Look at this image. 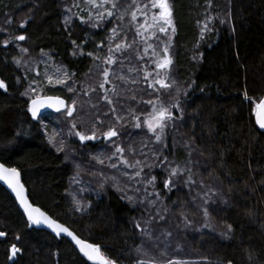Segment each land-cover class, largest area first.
<instances>
[{"label":"trees","instance_id":"trees-1","mask_svg":"<svg viewBox=\"0 0 264 264\" xmlns=\"http://www.w3.org/2000/svg\"><path fill=\"white\" fill-rule=\"evenodd\" d=\"M79 1L75 0V3ZM171 2L176 31L168 36L158 33L160 40L156 38V44L159 47L165 42L169 44L174 57V73L184 85L178 97H172L160 88L159 92L149 90L144 81L135 78L136 74H142L143 65L141 41L134 36V25L129 24L135 37L130 60L126 58L128 50L116 52L117 43L109 39L111 28L121 23L115 16L94 28L91 22H80L75 12L71 21L65 23L67 8L74 0H0V79L8 85L7 92L0 89V161L21 170L33 203L83 239L98 245L108 259L116 264L150 260L136 251L145 243L146 236L135 227V222L139 221L144 227L145 221L157 215L154 210L144 211L142 202L136 200L129 202L124 198L125 193L115 186L87 192L82 197L83 210H79L72 194L77 171L72 160L58 150L56 139L61 138V134L54 136L47 132L53 127L58 131V126L66 130L73 122L77 124L76 112L68 117L66 110L48 111L38 120L29 113L30 100L39 95H61L69 103L74 98L75 93L69 92L66 85L48 83L43 70L44 61L74 74L68 85L75 82L76 96L89 85L95 87L101 82V69L107 67L128 81L127 88L122 81L116 80L115 75L110 76L119 86L120 96L114 97L117 113L123 114L119 109L123 110L131 103V108L141 117V128L133 129L128 127L132 117L126 115V126L120 132L124 135L143 129L144 134L149 135L143 120L151 112L152 105L146 101L159 99L171 106L177 97L180 108L172 109L175 119L171 122L172 128L165 129L164 142L168 147L163 149V154L168 161H184L192 156L201 178L208 183L216 180L220 184L222 195L215 197V205L209 208L215 227L220 231L184 234L182 243L187 246L190 259L196 258L189 264H264V132L255 120L256 104L264 96V0ZM122 4L129 6L131 0H120L118 7ZM208 5L213 9L210 15L213 22L202 33L204 19L200 14ZM25 21L26 26L21 28L20 24ZM21 34L27 37L25 41L13 39ZM129 39L131 34L126 38ZM5 40L10 41L7 46ZM109 45L113 48L112 53L108 51ZM22 48L28 51L21 52ZM89 52L93 56H88ZM108 55L116 60L115 64L102 63ZM33 62H38L37 74ZM148 66L144 65V70L151 67ZM36 79L39 85L35 89L31 81ZM133 79L139 82L133 84ZM126 88L128 91L123 94ZM26 91L28 94L22 95ZM245 91L251 100L244 98ZM94 93L98 95L94 104L104 107L96 109L105 119L99 126L108 129L107 121L114 122L111 106L100 99L99 88ZM133 95L136 100L129 101ZM82 107L91 105L87 107L78 103L77 111ZM106 112L108 116L103 115ZM74 140V157L81 160L87 151H97L104 145L100 141L79 147ZM145 141L149 142L148 138ZM88 164L91 163L87 162L86 166ZM150 176L156 177L155 190L162 198L157 203L164 211L163 217L171 232L179 234L181 223L176 222V213L172 212L174 219L167 214L175 204L189 200L188 189L182 183L171 191L164 188L168 178L166 166L145 168L143 178ZM121 184V187L125 186ZM127 187L130 189V185ZM132 192L128 191L127 195L132 196ZM165 209L168 212L165 213ZM229 225L233 232L230 239H225L219 233L225 232ZM0 231L7 233L0 237V264H48L45 248L50 243L63 244L85 264H97L80 254L67 238H57L47 230L33 227L1 182ZM13 244L21 249L15 257L10 253ZM174 247L180 253L183 251L179 244H174L173 250Z\"/></svg>","mask_w":264,"mask_h":264},{"label":"snow or ice","instance_id":"snow-or-ice-1","mask_svg":"<svg viewBox=\"0 0 264 264\" xmlns=\"http://www.w3.org/2000/svg\"><path fill=\"white\" fill-rule=\"evenodd\" d=\"M87 7L85 9H82V11H87L88 15L87 17L80 16L78 19L82 23H89L91 22V26L96 28L100 26V22L107 20L108 18H111L113 16H117V12L113 10H118V5L120 0H84ZM135 6L136 11H128V9H125L123 12H121L117 19L120 21H123L125 19V15L131 16V22L137 21V13L139 12L142 16H144V22L142 24H139V26L136 28V34L141 36L145 41H148L152 38H157L158 33H162L165 36H168L169 32L175 33L176 28L173 23V4L171 0H148V3H138L137 0H131V4L128 6V8H131ZM72 7L79 8L80 5L78 3H74L71 7L67 9L69 13L72 12ZM97 9L95 14L91 11V9ZM103 9V10H101ZM150 9H157L158 12H151ZM71 19V16L67 17L65 19V23L68 24ZM212 19L211 17H206V22L204 24V30L209 29L208 21ZM27 21L22 22L20 24L21 28H24L26 26ZM118 29H120V26L117 25L116 27H113L111 29L112 37H109V39H113L115 36H117ZM143 29V31H141ZM151 29V32L149 35H145L146 32ZM235 29L233 28V31ZM14 40L18 41H25L27 37L23 34L15 36L13 38ZM126 40V38H125ZM170 40V37H169ZM87 41H85L86 43ZM10 43L9 40H5L4 44L7 46V44ZM73 44H75V41H72ZM135 44V41H133L131 44L125 43L122 41L121 43L115 44V51L121 52L126 51L129 48H132V45ZM102 46V45H101ZM149 49H152V55L155 57L153 60V63L155 64L154 71H147L144 70V76L143 79L145 81L149 80L151 78V83L149 84V87H152L156 91H159V89L156 88V85H159L160 89L171 91L176 88V82L172 79L170 76L171 66L173 64V60L171 56L169 55V44L167 42L164 43L162 55H158L156 51V47L149 43L147 44V47L143 49L144 54H147ZM28 49L22 48L21 52H27ZM109 53L113 52V48L111 45H109L108 48ZM83 55L84 53L81 51L80 53ZM73 55H76L74 52ZM88 56H93V53L89 52L87 53ZM143 55L140 56V59H143ZM97 60H101L100 57H95ZM19 63V61H17ZM102 63L107 65H112L116 63V60L113 59L112 55H108L105 60L102 61ZM129 71H138L137 69H129ZM72 75L66 70L57 68V75L55 76V79L51 75H47L45 73L46 79L49 84H52L55 82L56 84L66 85L67 90L69 92H76V88L74 86L75 82H73V85H68V81L72 78ZM115 75L116 80L119 81H125L127 78L123 75H119L116 73H112L109 68L104 67L101 69V76L102 80L99 82L95 87L92 85H89L87 88L83 89V95L89 96L91 93H94L97 91V88H99L103 95L100 96V99L106 101L108 105H110V112L114 116V122L109 125L107 131H104L101 133V135L107 139L112 140L114 137L120 136V129L126 126L127 116L123 114L117 113V108L115 107L116 100L114 97H119L120 92L118 91V86L115 84L111 79L110 76ZM139 81L133 79L131 83L135 84ZM111 84V88H106V85ZM0 89H3L5 92L8 91V85L3 79H0ZM30 91H35V89H30ZM178 91V90H177ZM203 91V89H201ZM111 93V95H110ZM28 92L22 93V95H27ZM184 95H187V92L183 93ZM244 98L247 100H251L252 98L247 95V92L244 93ZM132 100H136V96H131ZM79 103V100L76 98H73L70 103L66 102L64 99H61L59 97L56 98H48L47 100L41 99L40 97L33 98L31 100V108L29 111L31 112L32 116L34 118L38 117L40 109L43 107H53L56 109L57 112L61 111V109H66V115L68 117H72L73 114L77 111V105ZM147 104L152 105V110L147 114V118L144 121L147 125V129L149 132H151L154 136V139L157 144L161 146V148H153L150 147L149 144H144L141 148L139 154L144 157V159H135V154L137 152V149L134 148L132 145L123 146L120 144H116L113 142L112 147L114 148V152L108 155L106 158L108 160H113V162L110 164V167L113 169H119L121 166L125 169H133L134 171L132 173H129L128 171H123L122 175L123 177L127 178L129 181H135L136 183H139L141 185H144L143 187H133L132 189H129L127 185L124 187L120 186V182L117 180L116 177L111 178V183L113 186L117 188L118 191L124 192L125 197L129 202H133L136 200V197L128 196V191H133L134 193L138 192H144L147 195L145 196V199H147L148 196L155 197V199H151L148 202L155 206L157 200H161L162 198L160 196V193L155 190V182L156 177L150 176L146 179L143 178L144 169L148 168L151 169L154 166L162 167L164 168L166 166V170L168 172V178L164 182V188L168 191H171L174 187L177 186V184L180 183L181 177H186L184 180V184L186 186L194 185L197 182L192 179L191 169L187 167V165H179L176 164L174 161H168V158L164 156L163 149H166L168 145L164 142V136H165V129L169 127L170 122H173L175 117L173 115L172 109L180 108V104L177 100V102L173 103L171 106L165 105L162 101L157 99L156 101L148 100L146 101ZM92 108H96V104L91 105ZM256 110H257V116L259 117L257 123L259 124L260 128L264 129V99H261L259 103L256 104ZM123 111H126L128 115L132 117V119L135 122L133 125L136 128H141V117L140 115L135 113V110L131 107H128L127 109H123ZM104 116H108L109 113L106 112L103 114ZM182 118V117H181ZM104 121L99 118V113H97L96 116V122L93 124L90 134L86 132H75V135L79 138L80 141H93L97 139V128L96 124H103ZM77 127L76 123L73 122L72 128L75 129ZM19 134V133H18ZM184 147H188L187 144L184 145ZM144 149H148V151H144ZM60 151L63 150V142L61 141V147L58 149ZM126 153H131L133 155V159H129ZM189 155L191 153L189 152ZM163 157V158H162ZM162 158V159H161ZM94 159L98 160V162L103 165L105 164V158H101V156L94 157ZM118 161V162H116ZM158 162V163H157ZM80 174L79 166L77 171V177ZM101 176H103L102 173H100ZM137 178H141L140 180H137ZM73 179H76L74 177ZM0 181H4L7 186L15 193L17 199L19 200L20 204L23 206L25 213L27 214L28 221L31 222L32 225H40L45 224L48 228L52 229L57 236L61 235V233L66 234L67 236L71 237L72 240L75 241V243L79 246V250L83 255L89 260V261H95L97 264H116L114 260L105 258L104 255H102L101 248L98 245L92 244V243H86L84 240L79 239L76 235L73 234L72 231H70L67 227L63 226L62 224L57 223L55 220L50 219L44 212H42L39 208L33 207L31 203H29L27 197L25 196V187L21 183V173L18 168L16 167H8L4 163H0ZM79 182V181H78ZM109 181L105 178L101 181V187L104 186L105 183H108ZM202 188L205 190L203 191V194L197 193L196 198H199L202 201L201 205H198L201 208V211L203 213V216L205 220H209L211 218V212L209 211V208L216 203L215 197L220 196V193L217 190L212 189L211 187L203 185L201 182ZM149 187L152 188V191L149 192ZM76 199V197H73ZM224 203H227V201H223ZM76 203L78 205L79 210H83L84 205L81 204V201L79 199H76ZM87 206L90 207V204ZM167 211V209H165ZM163 218V217H161ZM186 225L190 224L191 222L188 221L187 217H184ZM150 223L149 221H145V226L142 227L141 223L139 221L135 222V227L137 229H140L141 234L147 236L150 238L151 233L147 227V225ZM212 226L205 222L203 224V228L209 229ZM233 232V229L231 225L228 226L227 230L225 232H222L220 235L225 239L231 238V233ZM7 235L6 232L0 231V237H5ZM17 240L20 239L19 236L16 237ZM21 249H19L15 244H13L10 248L11 257H15L17 253H19ZM136 251L138 253L143 251V245H141L140 248H137ZM251 259V257H249ZM137 264H155L152 260H137ZM166 264H188L185 260L175 259V260H168L166 261ZM230 264V262H229Z\"/></svg>","mask_w":264,"mask_h":264},{"label":"rangeland","instance_id":"rangeland-1","mask_svg":"<svg viewBox=\"0 0 264 264\" xmlns=\"http://www.w3.org/2000/svg\"><path fill=\"white\" fill-rule=\"evenodd\" d=\"M142 0H137V2L139 3ZM142 3H148V0H143ZM78 4L80 5L79 8L74 7V9H72V12L67 14V17L71 16V19L74 17V12L75 15L77 17L83 16V17H87L88 12L87 11H82V9H85L87 7V5L85 4L84 0H80L78 2ZM69 8V7H68ZM67 8V9H68ZM125 9H128V11H136L135 6L128 8V6H125L124 4L121 5V7H118V10H113L117 12V16L123 12ZM103 10V9H101ZM213 9H211V6L208 5L205 7V9L202 11V13L200 14L201 19H204L201 24V28H202V33H204L207 30H204V24L206 22V17H210L211 15V11ZM91 11L93 12V14H95V12L97 11V9L93 8L91 9ZM159 10L157 9H150V14L151 12H158ZM215 15H217L216 12H214ZM115 16V17H117ZM212 16V15H211ZM137 21L135 22H131V16L130 15H125V19L123 21H121V23L119 24L120 29H118V35L115 36L112 40V42H122L124 41L125 43L131 44L133 41H135V37L141 41V47H140V51H141V55H143V59H141V63L143 65V69H142V74H136L135 78H139L141 79V81H144V85L147 86V88L149 90H152L154 92H156L155 89H153L152 87H149V84L151 83V78H149V80L145 81L143 80V73H144V65L147 66H151L149 68H145V70L147 71H154L155 69V64L153 63V60L155 59V57L152 55V49H149L147 54H144L143 49L145 47H147V44L151 43L156 47V51L158 55H162V49L163 47H159L158 44H156V38H152L148 41H145L141 36L139 35H134L132 36L131 33V26H129V24L134 25L135 27V32H136V28L139 26V24H142L144 22V16H142L139 12L137 13ZM71 21V20H70ZM213 22V18L210 19L208 21V24L211 25L210 23ZM122 25V26H121ZM117 25H115L114 27H116ZM112 29V28H111ZM141 31H143V29H141ZM151 32V29H149L148 32L145 33V35H149ZM171 33V32H169ZM131 34V39L129 40H125V38L128 37V35ZM112 32L110 34V37H112ZM160 40V39H159ZM113 42V43H114ZM127 56L126 58L130 59L129 56L133 55V50L132 48L127 49ZM122 53H124V51H122ZM169 55L171 56L173 62H174V57L173 54L171 52V50H169ZM125 56V55H124ZM121 60V59H120ZM131 60V59H130ZM27 62V61H26ZM26 62L24 63V66L26 65ZM37 63L38 62H33V70L35 71V73L37 74ZM135 65H138L136 63H134ZM30 66V65H29ZM60 68V67H57ZM57 68L50 62V61H44V66H43V70L45 73H47V75H51L54 77L57 75ZM61 69V68H60ZM170 76L172 77V79L176 82V88L168 91V90H164L165 92H168L166 94L170 95L172 94L173 96H179L182 94L183 90H184V85L180 82V80L177 78L176 74L174 73V65L172 64L171 66V71H170ZM113 77H111L110 79L112 80ZM115 79V78H114ZM128 88V84H127V80L122 81ZM39 85V80H32L31 81V86L33 88H38ZM69 85H72L69 83ZM118 86V85H117ZM119 87V86H118ZM106 88H111V84L106 85ZM126 88V90H124V92H122L123 94L126 93L128 91V89ZM156 88H160L159 85H156ZM178 90V91H177ZM120 91H123L122 88L120 89ZM160 91V90H159ZM158 91V92H159ZM164 92V93H165ZM74 98L79 100L80 104H85L88 106L92 105L95 103L96 98L98 97L97 94H90L89 96H85L83 95V93H79L78 96H76V92H74ZM101 95H103V92L101 91ZM111 95V93H110ZM42 96V95H39ZM177 96V97H178ZM176 97V98H177ZM176 98L173 99V103L176 102ZM127 101V100H126ZM129 101H133L131 99H129ZM99 105V103L97 104ZM81 106V105H80ZM128 107H131V103H128ZM128 107H126L125 109H127ZM96 109H104V107H99L97 106V108H92L88 107V108H81L80 111H76L77 117V124L76 125H82L80 127H76L75 129L72 128V126L69 129H62L61 126L59 127V130L56 131V129L53 127L51 130L49 129L47 132L50 133L51 135L54 136H59L61 134V138H57V144L53 142L57 145L58 149L61 147V141L63 142V154L65 155V157L69 160H72L73 166L75 167L76 171H78V166H79V170H80V174L77 177V172H76V179L73 180L72 182V194L73 197L75 196L76 199H79L81 201V204H83L82 202V197L90 191L96 192L98 190H102L105 187H114L111 183V178L116 177L117 180L120 182V186L124 185H130V189H132L133 187H143L144 185H141L139 183H136L135 181H129L127 180V178L123 177L122 172L123 171H128L129 173H132L134 170L133 169H125L123 168V166H121L119 169H113L110 167V164L113 162V160H108L106 157L108 155H110L111 153L114 152V148L112 147L113 142H115L116 144H120L123 146H128V145H132L134 148L137 149V152L135 154V159H144V157H142L139 152L141 150V148L144 145L145 138H148L149 142H146V144H149L150 147L153 148H160V145L156 143L154 136L151 132H149V135H147L146 133L144 134L143 129H136L135 131L129 133V134H124L120 132V136L119 137H114L112 138V140H107L105 139L101 133H103L102 131H107V129L103 128L104 125L99 126L100 124H96V128H97V139L93 140V141H80L79 138L75 135V132L80 131V132H86L89 133L91 132L92 126L93 124L96 122V116H97V111ZM120 112H123V115H128V113L126 111H123L121 109H119ZM99 118L101 120H105L104 118L100 117ZM147 118V117H146ZM146 118L143 120L144 125L147 127L146 123L144 122L146 120ZM136 121H134L133 119L131 120V124L128 125V127H132L133 129H135L136 127H134L133 125L135 124ZM108 126L110 124H112L113 122L111 121H107ZM171 126V122L169 124V128ZM172 128V126H171ZM168 129V128H166ZM75 139L74 141L77 143V145L79 147H84L86 145H88V143H98L100 141L104 142V145H102L97 151H90L88 153V151L86 152L87 155H85V157H83L84 160H81L80 158L77 159L74 157V153L72 151V139ZM124 141H126V144L124 143ZM143 141V142H142ZM144 151H148V149H144ZM125 155L128 156L129 159H133V155L131 153H126ZM97 156H101V158H105V164L101 165L98 160L94 159V157ZM86 159V160H85ZM87 162H90L91 164H88V166H86ZM118 162V161H116ZM174 162L176 164H179L181 166L183 165H187V167H189L191 169V174H192V179L195 180L197 183L194 185H190V186H186L184 184V180L186 179V177H181L180 178V183L183 184V186H185L188 189V193H189V200L188 201H180L179 204H175L174 205V209L170 210L169 213L167 214L170 218H173L174 215H172V212L176 213V222H180L181 225L179 226V231L180 233L175 234L173 232H171V228L170 225L168 224V222L166 221V218L163 217V213L164 211H162V209L158 206V203L156 202L155 206H153L152 204H150L148 201L151 199H155V197L152 196H148L147 199H145V196L147 195L144 192H138V193H134L132 192V196L134 195L136 197V202L139 201L140 203L142 202V209L144 211L146 210H154L157 215L154 218H149L147 221L150 220V223L147 225L151 236L150 238L146 236V239L144 240L145 243H143V251L140 252V254L147 259H150L152 261L155 262V264H166V261L168 260H175V259H180V260H185L188 262L193 263L195 261L196 258H191V254L188 251L187 246L182 243L183 236L186 232H193V233H198L201 234L202 232H205L206 230H210V231H215L218 233L217 228L215 227L214 224V220L211 217L209 220H205L203 213L201 211V208L198 205L202 204V201L199 198H196L197 193H200L201 195L203 194V191L205 190L204 188H202L201 186V182L203 183V185L211 187L214 190H217L220 193V196L222 195V190L220 189V184L219 182H217L216 180H210V183H208L207 181H205V179L201 178V176L198 173L197 170V166H194L196 163V160L190 156L188 160H174ZM100 173L103 174V176L100 175ZM107 179L109 182L105 183L103 187H101V181L102 179ZM141 178H137V180H140ZM79 181V182H78ZM152 191V188H149V192ZM219 197V196H218ZM75 199V202H76ZM190 203L192 206H190ZM77 204V203H76ZM78 206V205H77ZM193 207V208H192ZM168 212L165 211V213ZM172 216V217H171ZM187 217L188 221H190L191 223L186 225L185 223V219L184 217ZM163 217V218H161ZM174 219V218H173ZM156 222H159L158 224H155ZM172 222H175V220H173ZM205 222H208L212 227L209 229L203 228V224ZM221 234V233H219ZM180 242V243H179ZM176 244V245H180L182 246V252L180 253L179 251H177V247H174V250L172 249V246ZM102 251V250H101ZM103 252V251H102ZM104 253V252H103ZM189 255V257H188ZM142 257V258H143ZM45 258L48 264H85L83 262H81L76 255L69 250L66 246H64L63 244H56V243H50L46 248H45Z\"/></svg>","mask_w":264,"mask_h":264},{"label":"water","instance_id":"water-1","mask_svg":"<svg viewBox=\"0 0 264 264\" xmlns=\"http://www.w3.org/2000/svg\"><path fill=\"white\" fill-rule=\"evenodd\" d=\"M38 97H40L41 99H45V100H47L48 98H56V97H59V98H61V99H64L66 102H68V100H67L64 96H61V95H42V96H38ZM34 98H36V97H34ZM262 99H264V96H263ZM31 100H32V99H31ZM31 100H30V103H29V109L31 108ZM65 110H66V109H63V108L61 109V111H65ZM48 111H51V112H55V113H57L56 109L53 108V107H43V108H41V109H40V112H39V115H38V117H36V118H34V117L32 116V114H31L30 111H29V113L31 114V116H32V118H33L34 120H38L39 117H40L42 114H44L45 112H48ZM61 111H59V112H61ZM258 119H259V117L257 116V110H255V120H256V123H257ZM257 126L259 127V129H260L261 131L264 132V129L260 128V126H259L258 123H257ZM0 163H3V162L0 161ZM4 164H5V163H4ZM5 165H6V164H5ZM6 166H8V165H6ZM8 167H12V166H8ZM18 169H19V168H18ZM19 171H20V173H21V183H22V184L24 185V187H25V196L27 197L29 203H31L33 207L39 208V209H40L42 212H44V213H45L50 219L55 220L57 223L62 224L63 226L67 227V228H68L70 231H72L73 234L76 235L79 239L84 240L86 243H91V242H89V241L83 239L82 237H80V236H79L74 230H72L69 226H67L66 224H64V223H62V222H60V221H58V220L55 219L54 217H52V216H51L47 211H45L43 208H41V207L38 206L37 204L33 203L32 200H31V198H30V196H29V189H28V187L26 186V184H25L24 181H23V175H22V172H21L20 169H19ZM0 182L2 183V185H3L4 187H6V189H7V190L12 194V196L16 199V202H17V204H18L20 210L24 213V215H25L26 218H27V214L25 213L24 208H23V206L20 204V202H19V200L17 199L15 193H14V192H13L8 186H7V184H6L4 181H0ZM29 222H30V221H29ZM30 224H31V222H30ZM31 225H32V224H31ZM32 226H33V227H36V228H38V229H44V230H47L48 232H50L52 235H54V236L57 237V238H67V239L73 244V246L76 248V250H77L80 254L83 255V253L80 252V250H79V246L75 243V241L72 240L71 237L67 236L66 234L61 233V235L57 236V234H56L52 229L48 228L47 225H45V224L32 225ZM102 255H104V254L102 253ZM83 256H84V255H83ZM104 256H105V255H104ZM84 257H85V256H84ZM105 258H107V257L105 256ZM107 259H108V258H107ZM92 262H95V261H92Z\"/></svg>","mask_w":264,"mask_h":264}]
</instances>
